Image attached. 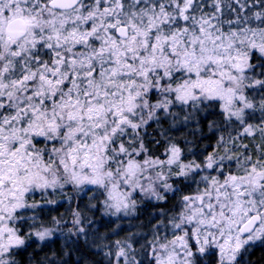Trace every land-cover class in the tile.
<instances>
[{"label": "snow or ice", "instance_id": "obj_1", "mask_svg": "<svg viewBox=\"0 0 264 264\" xmlns=\"http://www.w3.org/2000/svg\"><path fill=\"white\" fill-rule=\"evenodd\" d=\"M264 0H0V264H253Z\"/></svg>", "mask_w": 264, "mask_h": 264}, {"label": "trees", "instance_id": "obj_2", "mask_svg": "<svg viewBox=\"0 0 264 264\" xmlns=\"http://www.w3.org/2000/svg\"><path fill=\"white\" fill-rule=\"evenodd\" d=\"M251 259L253 264H264V250H261L260 248L255 249Z\"/></svg>", "mask_w": 264, "mask_h": 264}]
</instances>
